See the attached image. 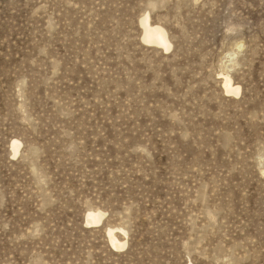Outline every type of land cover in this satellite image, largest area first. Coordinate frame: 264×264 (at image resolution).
<instances>
[{
    "label": "rangeland",
    "instance_id": "374dc122",
    "mask_svg": "<svg viewBox=\"0 0 264 264\" xmlns=\"http://www.w3.org/2000/svg\"><path fill=\"white\" fill-rule=\"evenodd\" d=\"M0 264H264V0H0Z\"/></svg>",
    "mask_w": 264,
    "mask_h": 264
},
{
    "label": "bare ground",
    "instance_id": "6f19581e",
    "mask_svg": "<svg viewBox=\"0 0 264 264\" xmlns=\"http://www.w3.org/2000/svg\"><path fill=\"white\" fill-rule=\"evenodd\" d=\"M140 23L143 29L142 40L145 44L162 47L164 51H169L172 48V45L169 41V38H168V35L165 29L161 27L160 25L152 24L149 14H146L142 18ZM221 76H222V84H223V88L225 92L228 94H232L234 96L240 95L242 91L241 86L234 84L230 76L224 75V73ZM21 145H22L21 141L17 139L13 140L11 148H12V152L14 156H16L19 153V149ZM103 218H104L103 211L101 212L100 210H89L86 216V224L87 226L88 225L97 226L98 224L102 222ZM117 230H118V233L119 232L125 233V231L121 228H118V229L111 228V229H108L107 235H108V239L111 245L117 250L119 249L122 250L124 249V247H126V243L119 240V238L117 237Z\"/></svg>",
    "mask_w": 264,
    "mask_h": 264
}]
</instances>
